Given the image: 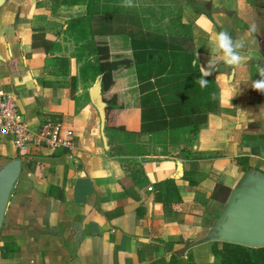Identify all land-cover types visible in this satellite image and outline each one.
I'll use <instances>...</instances> for the list:
<instances>
[{
	"label": "crops",
	"instance_id": "0c3cea01",
	"mask_svg": "<svg viewBox=\"0 0 264 264\" xmlns=\"http://www.w3.org/2000/svg\"><path fill=\"white\" fill-rule=\"evenodd\" d=\"M87 7L88 0H0V99L12 95L32 128L54 120L74 131L71 148L27 152L0 131V169L22 164L0 230V264H222L215 242L195 243L226 207L228 199L213 198L217 185L231 194L251 168L264 172V93L251 87L259 79L255 65L264 63V0H185L183 21L194 26L203 74L219 86L220 111L193 145L163 153L144 136L136 148L142 155L110 153L122 133L108 130L107 121L102 128L94 86L88 98L75 82L79 66L65 30ZM253 23L255 34L248 32ZM225 29L258 40L259 51L245 50L236 69L216 63L208 75L216 33ZM35 36L49 52L33 51ZM103 39L112 54L132 58L128 37ZM114 79L109 93L120 108L112 125L138 131L135 67Z\"/></svg>",
	"mask_w": 264,
	"mask_h": 264
},
{
	"label": "trees",
	"instance_id": "16d2710c",
	"mask_svg": "<svg viewBox=\"0 0 264 264\" xmlns=\"http://www.w3.org/2000/svg\"><path fill=\"white\" fill-rule=\"evenodd\" d=\"M124 0H88L87 12L70 20L65 30L73 42L74 58L79 66V80L87 90L101 81V92L107 103V129L121 132L123 139L117 153L136 155L145 144L168 147L193 145L200 130L211 114L220 111V89L213 78L203 74L195 54V33L191 23L183 21V9L162 27H155L139 8L123 7ZM108 36H125L130 39L132 58L114 55ZM46 44H49L44 40ZM33 51H48L43 39L36 36ZM135 67L139 90L140 127L129 131L125 126L112 125L114 109L120 108L118 98L105 95L115 85L114 73L121 68ZM204 76L208 83L201 87L198 78ZM230 189L218 184L213 198L226 201ZM214 255L222 264H264V247L252 248L233 243L215 242Z\"/></svg>",
	"mask_w": 264,
	"mask_h": 264
},
{
	"label": "water",
	"instance_id": "95a60500",
	"mask_svg": "<svg viewBox=\"0 0 264 264\" xmlns=\"http://www.w3.org/2000/svg\"><path fill=\"white\" fill-rule=\"evenodd\" d=\"M98 109L102 128L106 126V108L98 80L90 91ZM19 159L0 169V230L12 189L21 172ZM225 242L252 248L264 247V172L251 168L242 177L227 200L226 207L209 232L195 245Z\"/></svg>",
	"mask_w": 264,
	"mask_h": 264
},
{
	"label": "built area",
	"instance_id": "2783aa9c",
	"mask_svg": "<svg viewBox=\"0 0 264 264\" xmlns=\"http://www.w3.org/2000/svg\"><path fill=\"white\" fill-rule=\"evenodd\" d=\"M0 131L11 136L15 147L21 152L33 148L54 150L73 146L74 131L64 122L46 120L39 127H30L22 119L16 100L10 94H4L0 99Z\"/></svg>",
	"mask_w": 264,
	"mask_h": 264
},
{
	"label": "clouds",
	"instance_id": "9594fccd",
	"mask_svg": "<svg viewBox=\"0 0 264 264\" xmlns=\"http://www.w3.org/2000/svg\"><path fill=\"white\" fill-rule=\"evenodd\" d=\"M122 6L133 7L134 5L132 0H124ZM259 31V26L255 23L251 24L248 28L249 33L255 34ZM253 46H255L256 50L259 51L258 40L256 39H250L247 36L233 38V36L226 29L218 31L215 36L216 55L208 61V64L212 66L210 70L206 69V71H208V75H210L212 70L215 68V64L219 62H223L233 69L239 68L246 62V57L242 53ZM249 58L255 59V57ZM255 69L259 79L252 80L251 87L254 90L264 93V63H257L255 65ZM197 82L201 85V87L206 86L208 83L204 76L199 77Z\"/></svg>",
	"mask_w": 264,
	"mask_h": 264
},
{
	"label": "rangeland",
	"instance_id": "374dc122",
	"mask_svg": "<svg viewBox=\"0 0 264 264\" xmlns=\"http://www.w3.org/2000/svg\"><path fill=\"white\" fill-rule=\"evenodd\" d=\"M133 8H139L141 13H145L150 22L155 27H162L167 24L170 18L181 13L185 4V0H132ZM109 92L105 95V98L111 97ZM123 136H120L118 143L121 144ZM120 145L117 144L114 147V152L117 153V148Z\"/></svg>",
	"mask_w": 264,
	"mask_h": 264
}]
</instances>
